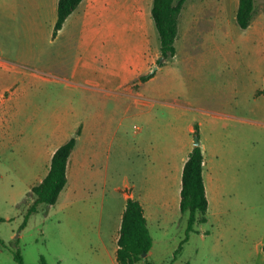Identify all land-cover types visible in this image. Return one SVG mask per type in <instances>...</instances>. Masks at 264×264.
<instances>
[{
	"label": "crops",
	"instance_id": "1",
	"mask_svg": "<svg viewBox=\"0 0 264 264\" xmlns=\"http://www.w3.org/2000/svg\"><path fill=\"white\" fill-rule=\"evenodd\" d=\"M58 4L0 0V205L20 208L58 148L78 134L67 184L52 205L70 213L73 240L117 262L123 214L134 199L153 238L147 260L164 264L157 238L182 228L195 126L207 217L227 190L223 164V174L248 168L264 145V22L247 28L256 63L233 62V48L226 53L215 41L208 48L209 36L195 30L196 12L194 21L184 16L186 1L176 54L160 67L153 0H83L54 36ZM226 20L238 28L237 12ZM202 224L183 246L195 233L196 255L207 237L203 227L196 232ZM186 234L176 238L178 247ZM257 247L264 259V239Z\"/></svg>",
	"mask_w": 264,
	"mask_h": 264
},
{
	"label": "rangeland",
	"instance_id": "2",
	"mask_svg": "<svg viewBox=\"0 0 264 264\" xmlns=\"http://www.w3.org/2000/svg\"><path fill=\"white\" fill-rule=\"evenodd\" d=\"M238 2L187 0L184 16L194 21L192 15L196 12L195 30L209 36L208 48H212L216 42L226 53L233 48L230 61L256 63L257 55L251 43L252 30L242 29L236 20L238 28L232 30L226 20L231 15L235 18ZM253 21L254 24L259 21L263 24L264 0H256ZM137 126L136 122L131 123V135ZM253 161H250L248 168H241L233 174H223L226 170L223 164L220 174L227 187L225 195L219 199L217 212L208 214V222L196 227L197 233L201 232L202 227L207 231L205 244H200V254L196 255V235L193 233V241L179 253L176 264H264L263 255L257 253V245L264 239L263 144L257 146ZM32 202L33 199L27 197L20 208L0 205V217L5 219L4 222L0 221V264H17L14 260L17 250H20L27 264H40L41 257L48 264H117L116 258L103 255L100 247L91 249L82 243H75L67 209L41 205L38 213L31 216L27 226L22 229L24 209ZM188 217V214H184L179 221L181 229L178 226L165 238H157V250L164 259L162 263H172V249H177V239L184 237ZM248 228L251 230L247 231ZM135 264H146V260Z\"/></svg>",
	"mask_w": 264,
	"mask_h": 264
},
{
	"label": "trees",
	"instance_id": "3",
	"mask_svg": "<svg viewBox=\"0 0 264 264\" xmlns=\"http://www.w3.org/2000/svg\"><path fill=\"white\" fill-rule=\"evenodd\" d=\"M83 0H59L58 19L54 29V36L62 29L67 18L79 7ZM187 0H153L152 17L159 33L160 55L163 61L158 60L157 65L163 66L167 60L176 54L175 41L178 35L179 15ZM256 0H239L237 22L242 29H247L255 15ZM155 73L141 77L145 82ZM78 135V134H77ZM77 135L62 145L53 155L51 166L43 181L31 188L27 197L33 199L32 204L24 209V219L21 228L27 226L31 216L39 211L41 205H55L61 192L67 184V166L69 157L75 148ZM198 126H195V136L198 137ZM27 199V198H26ZM22 204V203H21ZM21 204L19 206H21ZM181 212L188 214L186 237L175 252V258L182 251L188 241V235L194 231V226L208 221V199L203 182V152L200 146H195L184 166L181 191ZM0 221L5 219L0 217ZM119 249L117 253L118 264H135L147 257L153 247V238L150 234L144 210L139 201L129 199L123 214ZM17 264H27L20 250L14 255ZM40 264H48L41 257ZM166 264V263H164Z\"/></svg>",
	"mask_w": 264,
	"mask_h": 264
},
{
	"label": "water",
	"instance_id": "4",
	"mask_svg": "<svg viewBox=\"0 0 264 264\" xmlns=\"http://www.w3.org/2000/svg\"><path fill=\"white\" fill-rule=\"evenodd\" d=\"M164 59H163V57L161 56L160 57V61H163ZM158 68V66H156L155 68H154V71L156 70ZM194 145L195 146H200V141H199V138L198 137H195V142H194ZM147 256V254H143V257H146Z\"/></svg>",
	"mask_w": 264,
	"mask_h": 264
}]
</instances>
